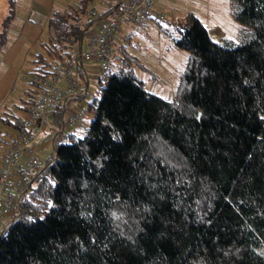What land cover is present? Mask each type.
Masks as SVG:
<instances>
[{
	"label": "trees",
	"instance_id": "1",
	"mask_svg": "<svg viewBox=\"0 0 264 264\" xmlns=\"http://www.w3.org/2000/svg\"><path fill=\"white\" fill-rule=\"evenodd\" d=\"M99 1L51 13L30 72L70 58ZM231 2L242 43L214 40L191 13L169 35L188 53L171 101L125 60L97 80L86 134L56 142L34 174L0 264H264V0ZM16 16L4 0L0 54ZM23 94L18 110L34 103ZM0 123L24 130L16 113Z\"/></svg>",
	"mask_w": 264,
	"mask_h": 264
},
{
	"label": "rangeland",
	"instance_id": "2",
	"mask_svg": "<svg viewBox=\"0 0 264 264\" xmlns=\"http://www.w3.org/2000/svg\"><path fill=\"white\" fill-rule=\"evenodd\" d=\"M76 1L16 0L17 16L10 28L8 44L0 54V117L6 113L17 114V108L21 106V99L25 97L23 93L28 89L24 78L33 68L34 55L42 51L39 44L47 38L46 20L54 10H61ZM159 2L169 7L164 13L166 18L170 12L178 15L172 18L181 17V20L184 14L191 13L215 40L227 41L235 46L249 37L250 31L235 19L231 0H159ZM3 3L4 0H0V6ZM91 31L92 28H89L84 39ZM133 32L125 44V50L138 64L131 65L135 75L144 82L151 93L171 101L188 53L172 46L169 35L174 31L167 36L150 26L147 31ZM141 66L146 70L141 69ZM88 76L91 78V84L87 96L83 98L81 106L84 108L86 102L96 94L95 81L90 74ZM92 119L93 115L87 113L82 121V127L77 129L75 134L83 137ZM48 123L58 127L52 114L48 117ZM7 131L8 129L0 123L1 139H6ZM44 133L36 140V144L44 141L42 139L46 135ZM2 145L0 143V149ZM45 148V151L48 150L46 154L38 153L42 166L48 155V158L52 159L51 150L47 146Z\"/></svg>",
	"mask_w": 264,
	"mask_h": 264
},
{
	"label": "built area",
	"instance_id": "3",
	"mask_svg": "<svg viewBox=\"0 0 264 264\" xmlns=\"http://www.w3.org/2000/svg\"><path fill=\"white\" fill-rule=\"evenodd\" d=\"M122 4L117 13L105 18H98L94 11L90 12L97 19V28L85 45L80 44L68 60L40 72H29L25 76L24 81L28 86L25 91H29L34 103L29 104L26 109L18 110L24 130H8L6 143L0 149V236L19 216L21 202L29 190L33 174L42 166L36 140L49 126L48 115L57 105L64 112L80 93L84 94L82 90H78L76 72L81 70L85 76L83 65L95 63L97 80H105L113 62H117L114 58L113 41L123 25L137 27L150 22L162 24L156 29L168 36L181 20V17H174L171 21L166 18L157 9V0H123ZM86 114L83 106L77 107L72 113L62 114L61 125L54 127L47 138V142L51 144L52 159L55 158V143L68 138L64 128L82 126Z\"/></svg>",
	"mask_w": 264,
	"mask_h": 264
},
{
	"label": "crops",
	"instance_id": "4",
	"mask_svg": "<svg viewBox=\"0 0 264 264\" xmlns=\"http://www.w3.org/2000/svg\"><path fill=\"white\" fill-rule=\"evenodd\" d=\"M122 1L123 0H101L97 3L96 5V9L94 10V12L96 13L97 16H99V18H105L107 16H111L115 13H117L121 8H122ZM166 8H169L168 6H163L161 2H159V0H157V9L161 12V13H165L166 12ZM168 15L169 20L171 21V18L173 16H178L175 13L170 12ZM185 16V14H184ZM158 25L162 24H157V23H153L150 22L148 24L142 25V26H137V27H131V26H127V25H123L119 28V30L117 31V33L115 34L114 37V41H113V47H114V58L117 60V62H113L112 67L114 66H118L120 64L124 63V60L129 62V68L132 69L131 65L133 63L137 64L136 61L131 60V57H129L126 53L125 50V44L128 43V40L130 39V36L133 35V31L137 30V31H147L150 26H153V28H156ZM92 31L88 34V36L83 40L82 45H85V43L87 42V40L90 38V36L95 32L96 28H97V19L95 18V22L94 25L91 27ZM40 32V31H39ZM140 32V33H141ZM148 36V35H147ZM212 36V35H211ZM138 65V64H137ZM141 69L146 70L143 66H141ZM82 70H85L86 74L85 76H83L82 71H77L76 72V79L78 82V90H82L84 92V94L78 95L77 99L75 101H73L63 112V113H72L73 111H75V109L79 106H81L83 104V98L87 96L88 91H89V87L91 84V78L88 76L89 74L92 76V79H94L95 81V85H96V80H97V66L95 63H86L83 65ZM133 70V69H132ZM134 72V70H133ZM135 74V73H134ZM141 80V79H140ZM147 89V88H146ZM148 90V89H147ZM149 91V90H148ZM150 92V91H149ZM52 115H54V113H51ZM49 114V115H51ZM48 115V117H49ZM55 117V116H54ZM48 119V118H47ZM56 127L54 125H50L48 126L47 130L45 131L46 134L44 136V138H42L44 141L43 142H39L38 143V149H39V154L41 152H44L43 154H46L45 151L46 148L45 146H47V148L49 150H51V144L49 145V143L47 142V138L49 137L50 133L52 132V129ZM82 126H75V127H65L64 128V132L67 134L68 138L70 135L75 134L77 129L81 128ZM61 140L62 142L67 141L68 140ZM41 141V140H40ZM60 141V142H61ZM49 155L46 157L48 159ZM46 159V160H47ZM46 162V161H44ZM42 167V166H41ZM40 167V168H41ZM38 168L34 174L40 169ZM33 174V175H34ZM34 177V176H33Z\"/></svg>",
	"mask_w": 264,
	"mask_h": 264
}]
</instances>
